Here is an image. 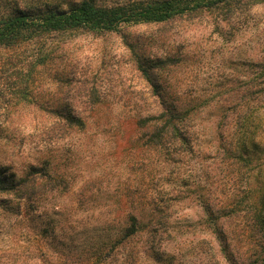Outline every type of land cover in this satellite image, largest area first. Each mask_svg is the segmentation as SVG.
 <instances>
[{"label":"rangeland","instance_id":"obj_1","mask_svg":"<svg viewBox=\"0 0 264 264\" xmlns=\"http://www.w3.org/2000/svg\"><path fill=\"white\" fill-rule=\"evenodd\" d=\"M43 1L66 7L79 0ZM223 18L227 19L220 21ZM45 42L49 61L39 73L35 92L42 105L21 112L27 123L11 130L14 144L3 147L13 153L10 161L18 170L37 158L48 159L56 181L43 196L33 224L35 232L43 228L45 232L35 239L33 229L22 227L16 236L3 238L5 257L0 264H101L92 253L94 247L108 234L113 241L116 216L139 210L143 203L148 208L149 196L171 205L181 223H194L195 228L189 227V233L168 245L176 260L217 264L215 243L208 228L198 222L202 196L222 201L264 180V151L258 153L261 162L256 158L243 164L218 149L220 131L226 135L234 129L228 121L220 130L221 117H234L233 109L242 107L248 92L263 80L257 76L264 67V0L229 15L205 11L166 24L123 25L118 32L77 30ZM137 55L178 58L161 73V80L200 106V146L179 159L165 162L162 153L148 147V131L136 124L138 116L148 114L150 101L148 85L137 70ZM93 97L99 101L90 105ZM60 102L70 103L87 119L84 130L48 128L55 117L49 110ZM257 134L264 142V118ZM258 171L262 178L257 180ZM235 223L240 228L244 220ZM240 244L250 248L253 260V246L248 241ZM138 264L155 263L141 257Z\"/></svg>","mask_w":264,"mask_h":264},{"label":"trees","instance_id":"obj_2","mask_svg":"<svg viewBox=\"0 0 264 264\" xmlns=\"http://www.w3.org/2000/svg\"><path fill=\"white\" fill-rule=\"evenodd\" d=\"M259 2L124 0L104 4L97 0H79L61 7L43 0H0V241L16 236V230L22 227L27 231L33 229L35 239L45 232L44 228L35 232L33 224L43 196L50 193L56 181L50 162L37 158L18 170L10 161L13 153L8 154L3 145L14 144L11 130L27 123L21 112L30 105H42L38 104L35 92L40 83L39 73L49 61L44 49L47 37L77 30L118 32L123 25L166 24L205 11L229 15ZM127 46L133 51L132 44L127 42ZM178 61L171 56L144 59L137 55V70L148 85L150 101L148 114L138 116L136 124L148 131V147L162 153L165 162L179 159L200 146L197 123L200 106L184 99L161 80V73ZM260 69L257 77L263 80L255 90L248 92L245 104L233 109L234 117L225 115L220 119V130L228 121L233 122L234 129L226 135L220 131L218 149L235 163L263 160L258 153L264 151V142L257 134L264 118V67ZM82 88L85 89L84 85ZM89 101L90 105H95L99 100L93 97ZM49 111L55 116L48 127L52 132L68 133L87 127V119L75 112L70 103L60 102ZM261 171L255 174L257 180L262 178ZM184 197L178 198L183 200ZM215 200L210 202L207 196H202V215L198 222L208 228L215 243L212 253L216 263L264 264V180L236 192L232 198ZM146 205L148 208L143 203L139 210L116 216L118 228L113 241L108 234L106 241L92 252L102 260L101 264H138L141 257L155 264H182L168 250V245L189 233V227L195 228L194 223L192 220L181 223V216L170 210L171 205L161 204L151 196ZM237 219L244 220L240 228H235ZM242 241L253 246V260L248 255L250 248H242ZM4 253L0 247V259L5 257Z\"/></svg>","mask_w":264,"mask_h":264}]
</instances>
